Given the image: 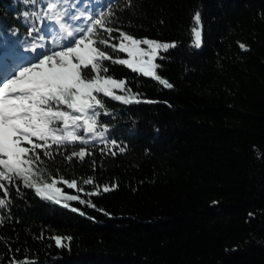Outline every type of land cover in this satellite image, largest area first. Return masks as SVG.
<instances>
[{
    "label": "trees",
    "instance_id": "obj_1",
    "mask_svg": "<svg viewBox=\"0 0 264 264\" xmlns=\"http://www.w3.org/2000/svg\"><path fill=\"white\" fill-rule=\"evenodd\" d=\"M99 3L117 6L111 26L176 43L164 54L168 59L157 61L163 65L158 73L174 87L105 62L114 78L153 102L125 105L104 97L111 115L98 119L107 125L108 143L89 138L88 145H64L59 152L53 146V158L38 150L42 180L76 179L79 187L92 178L86 193L99 185L101 194L60 184L66 194L96 205L70 201L66 208L22 184L19 195L10 187L11 203L0 209V264L12 258L34 264H264V0ZM24 7L20 0H0V21L20 27ZM196 10L203 25L199 49L190 31ZM3 38L16 40L7 32ZM26 41L21 37L16 47ZM112 139L126 151L119 153ZM80 147L87 149L84 160L68 161ZM104 185L116 187L103 193ZM57 235L72 237L69 247L55 246Z\"/></svg>",
    "mask_w": 264,
    "mask_h": 264
},
{
    "label": "snow or ice",
    "instance_id": "obj_2",
    "mask_svg": "<svg viewBox=\"0 0 264 264\" xmlns=\"http://www.w3.org/2000/svg\"><path fill=\"white\" fill-rule=\"evenodd\" d=\"M131 2L127 0L125 7H131ZM20 4L25 6L17 17L20 27L5 26L0 21V209H7L11 203L10 187H15L20 194V184L34 190L36 196L63 203L66 208L70 207V201L96 208L90 200L66 194L58 186L63 184L68 189L84 191L78 188L76 179L42 180L39 166L43 160L38 150H42L45 157L53 158V146L59 152L64 145L77 142L88 145L89 138L106 141L107 125L98 119L102 115H111L104 97L125 105L153 101H143L139 93H132L125 79H116L109 73V65L105 62L124 65L132 72L172 89L174 84L158 73L163 65L157 61L168 59L164 54L177 45L175 42L137 38L111 26L116 23L113 18L116 17L117 6L113 3L101 4L99 0H20ZM192 19V45L199 49L203 28L201 12L196 10ZM81 21L83 23H78ZM114 31L119 36L113 37ZM5 32L16 40L4 39ZM48 36L54 46L33 42L29 46L16 47L21 37L44 41ZM112 40L118 43H110ZM240 47L245 48L244 45ZM109 48L112 53L126 54V58L114 57L107 51ZM117 91L122 94H117ZM110 144L117 146L119 153L126 151V147L119 146L115 139ZM86 151L85 147H80L71 151L66 159L83 161ZM109 154L116 155L111 151ZM83 183L94 184V180L88 178ZM115 187L104 185L102 192L113 191ZM100 194L99 185L95 191L86 193L88 196ZM71 210L80 211L76 207ZM80 214L84 215V212ZM4 220L5 217L0 215V225ZM53 239L55 246L65 248L69 247L72 237L57 235ZM9 264L34 262L12 258Z\"/></svg>",
    "mask_w": 264,
    "mask_h": 264
},
{
    "label": "rangeland",
    "instance_id": "obj_3",
    "mask_svg": "<svg viewBox=\"0 0 264 264\" xmlns=\"http://www.w3.org/2000/svg\"><path fill=\"white\" fill-rule=\"evenodd\" d=\"M31 40V39H30ZM31 41H34V40H31ZM126 58V57H125ZM89 185H91V184H89ZM65 188H67L66 187V185H63ZM84 186H86L84 183H81L80 184V186L78 187V188H82L84 191H82V192H80V191H77V189H72V190H74L75 192H78V193H86V190L84 189Z\"/></svg>",
    "mask_w": 264,
    "mask_h": 264
}]
</instances>
